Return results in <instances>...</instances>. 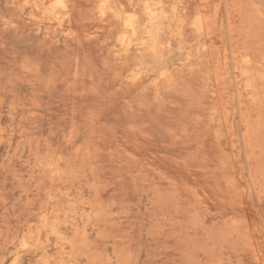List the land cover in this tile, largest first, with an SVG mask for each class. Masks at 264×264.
<instances>
[{
  "label": "rangeland",
  "instance_id": "1",
  "mask_svg": "<svg viewBox=\"0 0 264 264\" xmlns=\"http://www.w3.org/2000/svg\"><path fill=\"white\" fill-rule=\"evenodd\" d=\"M0 264H264V0H0Z\"/></svg>",
  "mask_w": 264,
  "mask_h": 264
},
{
  "label": "bare ground",
  "instance_id": "2",
  "mask_svg": "<svg viewBox=\"0 0 264 264\" xmlns=\"http://www.w3.org/2000/svg\"><path fill=\"white\" fill-rule=\"evenodd\" d=\"M131 20V19H130ZM125 24V23H124ZM129 27V26H128ZM151 46V45H150Z\"/></svg>",
  "mask_w": 264,
  "mask_h": 264
}]
</instances>
